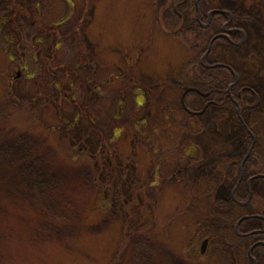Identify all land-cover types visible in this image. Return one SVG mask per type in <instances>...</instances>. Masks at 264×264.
Masks as SVG:
<instances>
[{"label":"rangeland","instance_id":"rangeland-1","mask_svg":"<svg viewBox=\"0 0 264 264\" xmlns=\"http://www.w3.org/2000/svg\"><path fill=\"white\" fill-rule=\"evenodd\" d=\"M13 1L37 11V38L53 40L49 24L62 17L68 18L65 26L77 25L79 49L65 55V45L58 56L82 82L90 72L98 82L109 81L101 87L98 108L87 99L100 96L88 97L82 85L75 88V101H66L52 88L64 71L50 70L41 57L25 64L11 62L0 45V146L7 142L0 151V264H250L246 253L254 237L241 239L234 227L238 217L253 214L244 226L264 228V179L250 181L245 205L230 206L227 201L248 148L244 124L264 115V97L239 114L232 103H210L199 114L183 109L184 86L204 92L212 85L196 78L201 53L193 43L201 39L182 34L171 19L162 18L175 0ZM207 1L247 16L240 21L247 33L243 46L217 42L208 58L228 63L249 82L264 67V0ZM31 20L28 14L22 17L25 23ZM89 59L95 61L93 68ZM77 64L82 70H76ZM34 67L43 73L33 74ZM144 97L165 99L157 108L150 103L137 106ZM193 99L186 98L190 109L212 98L205 97L201 105ZM25 100L31 112L25 110ZM117 102L122 113L113 119ZM80 106L89 109L96 122L94 128L87 121L79 129L90 135L89 145L82 146L85 151H102V133L118 143L113 156L130 155L102 178L113 181L106 188L113 202L107 210L100 209L95 195L92 167L97 164L61 158V146L67 143L61 136L74 129L68 124L82 116ZM142 118L155 128L150 140L123 136ZM45 127L59 134L60 143L46 141ZM16 130H31L30 146H12ZM255 138L263 151L264 136ZM137 185L144 187L133 193ZM132 195L139 201L126 207ZM212 196L226 202L218 205L220 211L210 207ZM204 225L207 229L200 230ZM210 233L201 253L203 238Z\"/></svg>","mask_w":264,"mask_h":264},{"label":"trees","instance_id":"trees-1","mask_svg":"<svg viewBox=\"0 0 264 264\" xmlns=\"http://www.w3.org/2000/svg\"><path fill=\"white\" fill-rule=\"evenodd\" d=\"M177 1V0H175ZM5 3L4 5L0 6V45L3 46L4 51L8 53V58L9 61H17L20 63H26L29 59L30 60H36L38 57L44 58L47 61V64L49 66L50 70H56L60 69L64 71L63 77L57 79L54 83H52V88H55L56 91L58 92L59 96H61L62 99L66 101H75V96L78 95L75 92V88L78 85H82L85 87L86 94L88 97L90 94H96L95 101H91L92 99H87L88 105L91 102V106L98 108L99 107V101L102 98L101 96L104 95V90L101 89L104 84H106L107 81H109V78L105 79L104 81L98 82V78H94L93 73H88L84 75V84L81 80L76 78V73L73 74L70 72V67L64 63L65 59H62L61 51L63 48L65 49L66 45V52L65 55L70 53L71 51H76L79 49L77 48L78 46V35H77V25H68L65 26V24L69 23L67 17H62L60 20L52 22L49 24V27H51V34H52V39L53 40H48L46 38H37L36 37V27L38 28V21H39V15L37 14V11H33L31 9H27L26 7H23V5L14 2L13 0H0V5L2 3ZM24 14H28L31 16L32 20L29 23H25L22 21V17ZM163 19H171L174 23V26L177 27V30L181 32L182 34H192L199 40H195L193 43V47L197 49L199 54H203V52L207 49L209 38L214 34L218 33L220 31V26L219 24L212 23L208 29H203L198 25V22L196 18L193 16L191 17L188 12L182 14V17L177 15V13L172 9H165L163 16ZM73 23V22H71ZM36 25V26H35ZM65 32H68L70 34V38H66L64 35L66 34ZM66 34V35H68ZM67 39V40H66ZM224 40L223 38H218L217 41ZM200 43H199V42ZM216 43V42H215ZM202 44V47H201ZM63 49V50H64ZM64 60V61H63ZM54 61H57V63H54ZM208 61V59H207ZM88 64L93 68V62H95L92 59H89ZM209 62V61H208ZM210 63H215V61H210ZM76 70H82L81 64H77ZM35 70H33V74H41L43 73L39 68L34 67ZM199 74L196 75L197 79H200L202 81H207L210 82L212 86L209 88L211 90V93L216 96V97H211L215 102L218 103H223V104H229L232 103L233 106H236V104L233 102L231 97H229L227 88L228 84L231 80H233V77L230 73L224 69L221 65H217L215 67H210V68H205L202 67L200 68ZM52 74H54V71H50ZM54 72V73H53ZM111 78L114 76L111 75ZM119 77L115 76V80L118 79ZM92 82V83H91ZM244 94L248 95L250 94L249 92H245ZM194 99L193 103L196 105H201L203 103V100H205L204 97L194 94ZM59 98V97H58ZM162 98V99H161ZM187 98V97H186ZM186 98H185V103H186ZM234 99H237L239 102L240 106V111L241 110H248L252 109L254 106L255 101L257 100V97H233ZM165 97H144L143 101L141 103L136 102L137 106H140L144 103H150V106L157 108L164 100ZM29 100L24 101L25 105V110L28 109L29 112H31V108L29 107ZM81 103H79L80 105ZM187 105V103H186ZM188 106V105H187ZM81 107V106H80ZM189 107V106H188ZM121 103L117 102L113 106V111H112V117L113 119H118L121 116L122 109H121ZM170 110V114L173 111L171 109L172 107H168ZM167 108V109H168ZM200 108H193V110H198ZM27 110V111H28ZM89 110V109H88ZM86 107H81L79 109L80 114L82 115L81 117L74 116L73 119H71V122L68 124V127L73 126V130L66 131L65 135H62L64 139H66L67 143L62 145V155L61 158L65 160H70V161H77V162H85L88 164H93L96 163L97 166H91L93 168V172H95V186H96V191L95 195L97 199L99 198V207L100 209L107 210L108 208L112 207V200H110L106 196V191L107 187H111V183L113 182L112 179H110V182L105 183L102 178L106 179L107 177V172H110V174L114 173L115 168L117 166L122 165L121 163L123 160L130 159V155H123V154H117V156H113V152L115 153V150L118 146V143L114 144L112 143V140L107 139L105 135L101 133L100 136V143L99 145H102V151L101 152H92V151H85L82 146H85L90 142V136L88 132L86 131L85 133H80L79 129L82 126V124H85L88 121V125L91 126V128H94L95 125V118L93 115L88 112ZM168 112V111H167ZM166 111L162 113L161 115H165ZM168 118V117H167ZM37 122L39 124H42L40 121L39 117H36ZM254 121L250 124L248 122H245V131L247 133L248 138L247 144L248 146L253 144L252 148L248 154L247 160L244 162L242 165V174L243 178L242 181L239 182V184L236 186L235 191H234V197L237 200H245L249 196L248 192V187L246 183L247 177L250 175H254L257 173H262L264 174V150L261 151L260 148L258 147V139L254 138L255 135L263 137L264 136V115H256L255 118L253 119ZM146 119L142 118L141 121L139 119L135 121L131 125V128L125 135L123 136H128V139L139 141L142 140H150L155 134V128L154 126H147ZM243 122V121H242ZM87 125V128H88ZM253 125V128H252ZM96 127V126H95ZM47 133L43 132L46 141L48 142L49 138H52L54 140H57L60 143V136L57 132L55 131H49L48 128L45 127ZM35 130H32V132ZM31 133V130H25V131H17L14 133L12 137L11 144L15 148H20V147H28L32 143V138L29 136ZM32 134V133H31ZM34 134V132H33ZM129 134V135H128ZM254 134V137L252 138ZM3 134L0 133V136ZM123 136H121L123 138ZM88 137V138H87ZM116 137V136H114ZM118 137V135H117ZM116 137V138H117ZM115 138V140H117ZM89 141V142H88ZM119 142V141H118ZM6 140H4L3 143H1L0 146V151L4 150L6 148ZM81 144V145H79ZM114 144V145H113ZM35 147V146H33ZM73 148H76L75 153H72ZM86 149V148H85ZM6 150V149H5ZM4 150V151H5ZM185 154V153H184ZM183 154V155H184ZM185 156V155H184ZM181 157V156H180ZM110 161V165L108 163ZM124 162V161H123ZM94 165V164H93ZM112 167V168H110ZM216 171H211L210 175L215 174ZM239 164L238 168L236 171V181L238 179L239 175ZM217 174V173H216ZM236 181L234 185L236 184ZM144 185H137V187L134 188L133 193L139 192L141 188H143ZM234 187V186H233ZM232 187V188H233ZM231 188V189H232ZM231 192V191H230ZM200 199V198H198ZM128 203H125L126 207L136 205V203L139 201V198L134 195L130 196L128 199ZM235 200L229 197V200L227 201L228 205L232 206L235 203ZM226 203L225 201L223 202L222 200H217L214 201L213 196L211 197V200L209 202V205L212 209L218 210V205L219 204H224ZM232 204V205H231ZM199 211V210H198ZM220 211V210H218ZM223 213V212H221ZM244 220L240 221L238 224V231H250L251 227H245L244 226ZM204 230L206 226H203ZM207 229V228H206ZM146 230H149L146 229ZM122 241L124 239H127V236L124 235V231L126 230L122 229ZM208 237L211 236L210 234H207ZM241 239H246V237L240 236ZM247 257L249 260H251V256L255 257L257 264H264V243H256L255 246L252 248L250 251V254L246 253Z\"/></svg>","mask_w":264,"mask_h":264},{"label":"flooded vegetation","instance_id":"flooded-vegetation-1","mask_svg":"<svg viewBox=\"0 0 264 264\" xmlns=\"http://www.w3.org/2000/svg\"><path fill=\"white\" fill-rule=\"evenodd\" d=\"M207 2H205V0H177L174 1L172 8L177 13V15L182 17L183 12L184 13L188 12L189 15L191 16V10H190L191 7L192 10H194V17L196 18L198 25L203 29H208L212 23L219 24L220 31L218 33H214L209 38L207 49L203 52V54H201L198 63L199 65L198 70L199 71L201 70L200 69L201 66L205 68H210V67H215L217 65H221L222 67H224V69H226V71L230 73L233 77V80L229 82L227 88L229 97H231V99L240 109L239 102L237 101V99H234L233 97H264V67L259 69L256 75H253L254 79H251L249 82H245L241 78V75H239L234 70V68L228 63L223 61L211 60L208 58L212 50V46L213 44H215V42L232 44L236 47L243 46V44L246 42L247 33L243 28V26L240 24V21L245 19L247 16L239 13L238 11H230L224 8L214 7L211 5L210 1L208 3ZM218 38H223L224 40L217 41ZM207 59L209 62L207 61ZM210 61H215V63H210ZM197 89L199 90V88ZM245 92H249L250 94L246 95L244 94ZM194 94L200 95L202 97H216L211 93V90L209 88L204 92H201L200 90L198 92L189 91L186 93L185 97L189 95L194 96ZM210 103H215V101L211 100ZM206 107L204 108V110L206 109ZM239 112L240 110L239 111L237 110L238 114ZM253 137L254 135L252 136V138ZM252 146L253 144L248 146L244 156L239 160L238 164H239L240 173L238 175L236 184L231 189V194L233 189H235L236 186L239 184V182L242 181L243 178V174L241 172L242 165L247 160L249 154L248 151L251 150ZM245 156H247V158L244 160ZM257 174H262V173H257ZM257 174L250 175L249 177H247L246 179L247 187L249 186L250 181H252L253 179L256 178L264 179V174H262L261 176H256ZM252 217L253 214L247 215V218L244 221ZM238 234L243 237H254V240L249 245V248L251 247V250L256 243L259 242L264 243V228L251 227L250 231H246V232L238 231ZM204 238H207V240L209 241L208 236H205ZM208 241L206 245H208ZM255 263L257 264L255 257L251 256L250 264H255Z\"/></svg>","mask_w":264,"mask_h":264},{"label":"water","instance_id":"water-1","mask_svg":"<svg viewBox=\"0 0 264 264\" xmlns=\"http://www.w3.org/2000/svg\"><path fill=\"white\" fill-rule=\"evenodd\" d=\"M189 91H199L197 88H195V87H184V89H183V92H182V94H181V97H180V102H181V105H182V107L187 111V112H189V113H191V114H196V113H199V112H201V111H192V110H189L187 107H186V105H185V102H184V97H185V94L187 93V92H189ZM246 159V157H244V160ZM258 176H260V175H258ZM233 192H234V190L232 191V197H234L233 196ZM237 202L239 203V204H245L246 202H247V200L246 201H238L237 200ZM245 218H247V216H241L239 219H238V221H237V223H236V226H235V231H237V224L241 221V220H243V219H245ZM206 243H207V239H204L203 241H202V244H201V248H200V250H201V252H204V250H205V246H206ZM251 250V247L249 248V250L248 251H250ZM255 261V260H254ZM256 264V263H255Z\"/></svg>","mask_w":264,"mask_h":264}]
</instances>
